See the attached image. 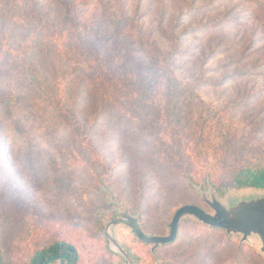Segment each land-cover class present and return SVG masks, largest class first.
I'll return each mask as SVG.
<instances>
[{
    "label": "rangeland",
    "instance_id": "374dc122",
    "mask_svg": "<svg viewBox=\"0 0 264 264\" xmlns=\"http://www.w3.org/2000/svg\"><path fill=\"white\" fill-rule=\"evenodd\" d=\"M257 165L264 0H0L2 264L53 242L78 264H264L190 216L156 247L108 227L164 237L181 206L260 199L230 185Z\"/></svg>",
    "mask_w": 264,
    "mask_h": 264
},
{
    "label": "water",
    "instance_id": "95a60500",
    "mask_svg": "<svg viewBox=\"0 0 264 264\" xmlns=\"http://www.w3.org/2000/svg\"><path fill=\"white\" fill-rule=\"evenodd\" d=\"M204 200L212 213L196 205L181 206L173 214L168 225V235L164 237L144 236L137 229V224L125 217V219L113 221L108 227L121 222L125 227H129L140 241L156 247L172 243L177 236L180 220L185 216H190L209 228L224 231L227 235H240L243 241L248 237L256 236L261 242V253L264 255V197L244 200L228 208L214 198L211 201H206V198ZM107 238L108 241H112L110 237Z\"/></svg>",
    "mask_w": 264,
    "mask_h": 264
},
{
    "label": "trees",
    "instance_id": "16d2710c",
    "mask_svg": "<svg viewBox=\"0 0 264 264\" xmlns=\"http://www.w3.org/2000/svg\"><path fill=\"white\" fill-rule=\"evenodd\" d=\"M15 52L17 53L14 54L18 55L19 50ZM19 61L21 62L23 73L28 79L27 82H29V84H33L30 77L34 78L37 75L35 71V64L28 62L27 58L24 59L23 57L19 58ZM29 71H32L30 77L28 75ZM49 71L51 72V70ZM165 77L167 81H170V83H175L170 75H166ZM44 87L45 86H43V88ZM48 90L49 89L47 88V91ZM49 95L51 96V99L55 101L53 98L54 94L49 93ZM5 109L7 110L6 105ZM188 178L191 180V177ZM210 184L215 187L211 181ZM230 185L231 188L238 190L252 189L256 191H264V167L261 165H257L255 167H240L232 174ZM0 264H2L1 253ZM26 264H78V254L76 249L68 243L53 242L36 251Z\"/></svg>",
    "mask_w": 264,
    "mask_h": 264
}]
</instances>
